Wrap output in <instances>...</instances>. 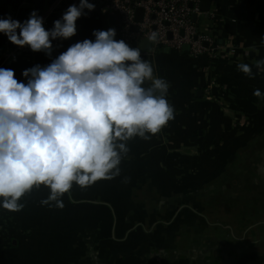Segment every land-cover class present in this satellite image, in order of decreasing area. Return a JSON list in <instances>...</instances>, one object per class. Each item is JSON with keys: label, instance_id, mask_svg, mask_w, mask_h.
Wrapping results in <instances>:
<instances>
[{"label": "crops", "instance_id": "1", "mask_svg": "<svg viewBox=\"0 0 264 264\" xmlns=\"http://www.w3.org/2000/svg\"><path fill=\"white\" fill-rule=\"evenodd\" d=\"M210 1L196 23L216 40L213 53L161 48L145 59L169 82L174 117L149 139L127 142L119 175L74 184L63 208L41 204L43 185L20 210L0 208L12 227L0 264H264V0ZM79 3L0 0V18L23 22L35 10L48 30ZM84 11L76 35L52 41L51 56L29 48L3 68L26 83L25 69L94 40V30L114 28L122 39L121 21L98 6ZM7 46L15 44L0 33V54Z\"/></svg>", "mask_w": 264, "mask_h": 264}, {"label": "clouds", "instance_id": "2", "mask_svg": "<svg viewBox=\"0 0 264 264\" xmlns=\"http://www.w3.org/2000/svg\"><path fill=\"white\" fill-rule=\"evenodd\" d=\"M94 8L80 0L48 30L35 10L23 22L0 18V33L51 56L52 41L76 35V21ZM93 36L46 66L25 69L26 83L0 67V208L20 210L22 197L41 185L49 189L41 204L63 208L74 184L84 188L119 175L127 142L149 139L174 117L169 82L154 75L141 47L116 40L114 28L94 30ZM157 39L153 31L142 46ZM248 67L238 65L245 72Z\"/></svg>", "mask_w": 264, "mask_h": 264}, {"label": "built area", "instance_id": "3", "mask_svg": "<svg viewBox=\"0 0 264 264\" xmlns=\"http://www.w3.org/2000/svg\"><path fill=\"white\" fill-rule=\"evenodd\" d=\"M89 3L98 6L106 16H120V37L133 48L140 46L141 41L153 31L158 33V39L151 43L150 50L141 49L142 59H146L149 54L161 48L181 52L187 45L193 57H199L207 52L213 53L217 49L216 40L206 31H202L193 20L194 16L198 18L203 15L201 0H89ZM138 9L143 11L141 22L136 21ZM132 28H137V31L133 32ZM28 49V46L17 45L5 47L4 52L0 54V67L25 55ZM205 93L207 99H214L211 85L206 87ZM11 228V223L0 214L1 246L9 244L12 236L10 235Z\"/></svg>", "mask_w": 264, "mask_h": 264}, {"label": "water", "instance_id": "4", "mask_svg": "<svg viewBox=\"0 0 264 264\" xmlns=\"http://www.w3.org/2000/svg\"><path fill=\"white\" fill-rule=\"evenodd\" d=\"M201 3H202V10L205 11V12H208L209 11V8H210V5H211V1L210 0H201ZM142 17H143V11L141 9H138L137 12H136V21L137 22H141ZM110 20H112V22H114V24H118L121 21V18H120L119 15H111L110 16ZM193 20L196 21V16L193 17ZM132 31L133 32H136L137 31V28H132ZM169 38H171V35L170 34H169ZM142 41L140 43V47L141 48L143 47L142 46ZM147 42L148 41H145L144 42V46H145V44ZM128 45L133 48V46L131 44H128ZM189 49H190V47L187 46V45L183 47V50L184 51H188L189 52ZM200 94H201V92H200Z\"/></svg>", "mask_w": 264, "mask_h": 264}, {"label": "rangeland", "instance_id": "5", "mask_svg": "<svg viewBox=\"0 0 264 264\" xmlns=\"http://www.w3.org/2000/svg\"><path fill=\"white\" fill-rule=\"evenodd\" d=\"M215 212H216V214L220 215V217H223V215L221 214L220 211H215ZM216 216H217V215H216Z\"/></svg>", "mask_w": 264, "mask_h": 264}]
</instances>
